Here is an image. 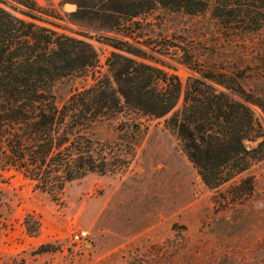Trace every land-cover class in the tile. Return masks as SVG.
<instances>
[{
  "label": "rangeland",
  "instance_id": "rangeland-1",
  "mask_svg": "<svg viewBox=\"0 0 264 264\" xmlns=\"http://www.w3.org/2000/svg\"><path fill=\"white\" fill-rule=\"evenodd\" d=\"M0 1L12 15L28 20L21 2ZM35 2L41 8L36 16L52 30L60 31L53 26L58 25L67 26L69 35L70 30L89 33L99 57L94 73L106 74L112 49L97 41L91 27L99 23L85 19L78 26L66 24L62 18L70 12L59 4ZM235 4L233 0L231 6L238 10ZM255 5L260 15L246 19L259 28L255 32L238 29L242 18L229 24L227 17H213L212 2L196 16H166L154 28L155 35L148 33L151 51L163 52L165 70L178 77L181 90L164 119L127 113L98 124L91 135L100 142L98 153L111 145L114 158L127 156L124 172L71 182L59 201L15 170L0 172V264H264V161L229 184L210 189L183 153L178 129L166 124L175 115L181 122L188 83L199 77L195 71L214 78L234 76L264 100V0ZM91 76L61 80L54 88L57 101L63 103L91 85ZM252 109L264 134V114ZM137 119L146 131L133 140V132L124 133V126ZM259 143L246 146L251 150ZM245 178L253 179V192L239 201L232 189Z\"/></svg>",
  "mask_w": 264,
  "mask_h": 264
},
{
  "label": "trees",
  "instance_id": "trees-1",
  "mask_svg": "<svg viewBox=\"0 0 264 264\" xmlns=\"http://www.w3.org/2000/svg\"><path fill=\"white\" fill-rule=\"evenodd\" d=\"M17 1L28 9L22 13L28 20L12 15L0 1V172L15 170L56 201L71 182L127 169L128 157L114 158L113 146L98 153L100 142L91 135L99 123L127 113L161 120L174 110L181 84L165 70L163 52L151 51L149 44L166 16H196L215 2L213 17L234 19L229 24L242 18L238 29L251 33L259 28L247 20L261 11L259 0H236L238 10L233 0H63L58 7L77 8L63 22H98L91 27L97 41L112 49L107 73L96 75L99 57L89 33L70 30L69 35L67 26L58 25L53 26L60 31L52 30L36 16L41 8L35 1ZM90 73L91 85L57 101V83ZM195 73L199 77L188 83L181 122L175 115L166 124L178 129L183 153L204 185L218 189L264 161V134L252 109L264 114V100L234 76ZM130 131L137 140L146 128L137 119L124 126V133ZM247 142L260 143L249 150ZM134 149L129 146L130 153ZM253 188V179L245 178L232 190L243 201Z\"/></svg>",
  "mask_w": 264,
  "mask_h": 264
},
{
  "label": "crops",
  "instance_id": "crops-1",
  "mask_svg": "<svg viewBox=\"0 0 264 264\" xmlns=\"http://www.w3.org/2000/svg\"><path fill=\"white\" fill-rule=\"evenodd\" d=\"M34 1H40V0H34ZM52 3L54 4H59L60 2H62L63 0H50ZM63 9L66 10L67 12H74L76 11V6L75 5H72V4H66L63 6Z\"/></svg>",
  "mask_w": 264,
  "mask_h": 264
}]
</instances>
